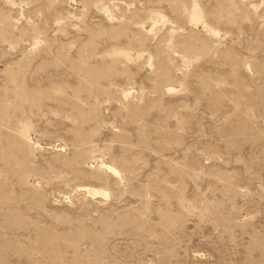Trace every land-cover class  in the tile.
Returning a JSON list of instances; mask_svg holds the SVG:
<instances>
[{
    "label": "rangeland",
    "instance_id": "obj_1",
    "mask_svg": "<svg viewBox=\"0 0 264 264\" xmlns=\"http://www.w3.org/2000/svg\"><path fill=\"white\" fill-rule=\"evenodd\" d=\"M0 264H264V0H0Z\"/></svg>",
    "mask_w": 264,
    "mask_h": 264
}]
</instances>
